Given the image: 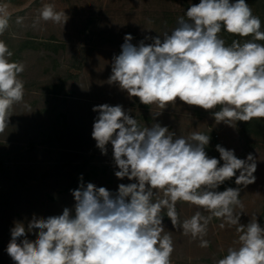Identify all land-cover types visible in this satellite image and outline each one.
<instances>
[{"label":"clouds","instance_id":"9594fccd","mask_svg":"<svg viewBox=\"0 0 264 264\" xmlns=\"http://www.w3.org/2000/svg\"><path fill=\"white\" fill-rule=\"evenodd\" d=\"M63 16L52 5L40 12L41 19L55 23ZM8 24L6 9L0 7V34ZM261 26L246 0H199L177 18L170 32L145 37L152 43L134 45L132 35L126 34L108 82L162 110L178 99L214 110L217 123L232 126V121L264 119V44L257 43L264 41ZM222 30L252 39L227 44L219 35ZM12 55L0 41V132L8 126L10 109L24 97L19 78L24 66L11 61ZM92 111L98 113L91 133L96 146L106 155L110 143L119 169L115 176L133 182L121 183L112 192L90 182L85 185L81 174L79 186L70 190L73 208L47 218L33 215L27 225L15 222L6 248L15 264H171L174 247L163 224L165 209L173 228L200 238L201 247L209 246L203 237L212 217L238 226L239 247H229L215 264H264V227L257 217L241 224L242 212L235 211L243 207L241 187L256 180L253 154L240 159L218 144L220 159L210 158L205 150L209 135L194 132L185 138L160 123L141 127L122 105H96ZM233 177L241 187L217 190ZM178 201L211 215L197 211L180 223ZM29 233L36 238L29 239Z\"/></svg>","mask_w":264,"mask_h":264},{"label":"rangeland","instance_id":"374dc122","mask_svg":"<svg viewBox=\"0 0 264 264\" xmlns=\"http://www.w3.org/2000/svg\"><path fill=\"white\" fill-rule=\"evenodd\" d=\"M197 3L199 0H0L9 21L0 41L13 54L19 53L16 62L24 66L19 77L24 83L23 101L10 109L8 126L0 132V264H15L6 252L15 222L27 225L33 215L47 218L61 214L65 207L73 208L75 200L70 190L79 186L81 174L85 185L90 182L112 192L121 183L133 182L115 176L119 169L111 144L105 155L92 138L98 115L92 109L102 104L122 105L141 127L160 123L185 138L194 132L210 134L209 145L212 142L214 146L205 149L210 158L220 159L218 144L234 150L240 159L253 154L257 158L255 182L241 187L235 184V177L230 180L232 188L241 187L239 199L243 207L235 209L242 212L240 223L246 225L257 217L264 227L261 133L244 132L243 124L236 121L232 126L217 123L214 110L189 106L178 99L163 110L157 105L147 106L138 97H129L118 84L108 82L113 57L120 54L126 34L132 35L134 45L141 41L152 43L145 37L170 32L190 4ZM45 5L65 13L60 23L41 19ZM25 40L35 46L27 43V48L18 51ZM44 41L62 47L46 48ZM158 112L161 114L155 116ZM247 126L256 132L259 125ZM159 196L163 198L162 191ZM176 211L180 223L197 211L205 217L211 215L184 201L177 202ZM162 215L165 232L173 240L171 264H215L229 247H239L238 226L228 225L221 218L209 221L203 237L209 246L201 247L200 238L173 228L166 209ZM28 238L36 237L29 233Z\"/></svg>","mask_w":264,"mask_h":264},{"label":"trees","instance_id":"16d2710c","mask_svg":"<svg viewBox=\"0 0 264 264\" xmlns=\"http://www.w3.org/2000/svg\"><path fill=\"white\" fill-rule=\"evenodd\" d=\"M246 3L249 4V6L252 8L253 14L258 16L261 19L262 22V26H261V30L264 31V0H254L252 2H249V0H246ZM256 3V4H254ZM225 41L227 44H231L232 40L237 39L240 40L241 43H243L245 40H250L252 39V37H245V38H241L238 36H234L232 34H229L225 31L222 30V32L219 34ZM27 43H30L31 45H33L34 42L32 41H22V44L20 45V47L18 48V51H22L23 49L27 48ZM257 43H262L264 44V41H257ZM44 47L46 48H58V47H62L60 45H55L57 43L51 42V41H44V43H42ZM35 46V45H33ZM36 48V47H33ZM19 53L16 52L13 54V62H16L19 59ZM240 122L241 124H243V129L244 132H251L254 133L255 135H263L264 136V119H253L249 122H243V121H237ZM249 123H255L258 124V130H256V132L253 131H249L251 130V127H248L247 124ZM210 136V134H208ZM211 138V137H210ZM260 140H263V138L261 139H256L257 142H260ZM264 141V140H263ZM214 143H210L209 147L213 148ZM233 183L232 180H226L222 185H220V187L217 189L218 191H224L225 189L231 187L232 188Z\"/></svg>","mask_w":264,"mask_h":264}]
</instances>
